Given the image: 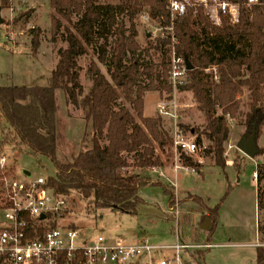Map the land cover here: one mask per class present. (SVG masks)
Returning <instances> with one entry per match:
<instances>
[{"label":"trees","instance_id":"16d2710c","mask_svg":"<svg viewBox=\"0 0 264 264\" xmlns=\"http://www.w3.org/2000/svg\"><path fill=\"white\" fill-rule=\"evenodd\" d=\"M168 1L48 0L51 39L61 31L65 43L58 49L54 68L42 85H0V145L16 144L26 155L48 159L54 171L45 177L46 186L62 197L76 193L87 210L111 208L137 215L145 204L139 189L160 183H151L139 171L161 163L157 151L171 137L159 114L143 115V96L148 91L171 92L172 53L187 58L192 66L178 90L190 92L203 115L204 124L194 130V140L213 165L225 167L230 120L243 126L247 138H257L264 126V3L226 0L237 4L238 19L232 23L221 16L214 24L198 3L172 16ZM7 5L8 0H0L1 9ZM22 15L26 18L29 12L16 20ZM143 16L165 29L164 36L154 40L145 35V46L137 40ZM39 37L40 30L32 28L33 52ZM91 52L95 57L86 68L90 87L84 92L78 59ZM212 67L215 72L207 70ZM56 90L81 110L92 129L89 145L66 160L57 154ZM125 154L132 155L131 164ZM257 154L264 156V148ZM182 165L200 168L188 160ZM255 174L256 205L263 211L264 160L256 164ZM161 186L172 206V188ZM202 208L215 224L219 204ZM257 229L264 235V226L258 224ZM193 252H200L192 254L199 263L204 251ZM255 264H264L263 247H256Z\"/></svg>","mask_w":264,"mask_h":264},{"label":"rangeland","instance_id":"374dc122","mask_svg":"<svg viewBox=\"0 0 264 264\" xmlns=\"http://www.w3.org/2000/svg\"><path fill=\"white\" fill-rule=\"evenodd\" d=\"M100 1L116 3L118 0ZM182 1L186 6H189L196 3L197 0ZM28 12V17L24 18L22 15L23 17L16 20L18 15ZM50 13L48 0H8V5L1 9L3 23L0 25V85L32 86L45 83V78L56 64L58 49L65 47L61 31L54 39H51ZM32 28L40 30V43L35 52L31 47ZM137 32L138 42L145 46V35H150L154 40L157 36L163 37L165 29L158 27L155 22L143 16L139 18ZM94 57L95 55L91 52L78 59L79 81L84 92L90 87L86 68ZM99 67L102 72H105L104 65H99ZM162 98H167L174 104L175 118L160 115L169 136L171 137V131L176 125L177 128L194 139L193 132L196 128L203 126L204 118L195 107L191 93L178 89L173 90L172 87L170 93L148 91L143 96L145 114L156 115V103ZM55 99L58 107L57 154L61 160H66L75 155L79 149L89 145L92 129L90 122L86 123L83 119L81 110L65 102L60 90L55 91ZM233 125L234 122L229 124L230 135L225 144L223 157L225 161L231 160L232 163L241 164L240 169L237 171L233 165H228L223 171L212 165L211 160L205 157L204 161L199 164L200 168L203 167L200 174L180 168L175 194L173 191L174 203L169 206L172 210L169 209L168 213L172 218H179V221H182V211L179 207L182 202L194 201L190 203V207L196 209L206 206L205 203L209 207L219 204L218 218L216 226L211 231V236L208 237L207 233L199 230L198 237L201 242L210 238L212 243L228 244V246L207 251L199 263L193 261L189 252L183 250L179 253V264H252L251 251L236 247L235 244L257 242V226L258 224L264 226V210L259 211L256 205L257 181L254 179L256 159H262V156L257 154V149L264 148L261 146V144L264 145V128L259 139L254 138L255 152L249 157L238 149V141L242 133L245 132L244 128L234 127L233 129ZM169 145H171L172 151L169 150L171 157L168 159V163L174 162L175 158L179 165L187 160L191 164L196 162L194 157H188L180 149L174 148L172 140ZM0 152L7 157L4 170L0 169V179L2 172H5L6 175H13L19 180H26L27 176L23 171H28L31 178H45L54 171L48 159L26 155L20 151L16 144L0 145ZM125 156L131 164L132 155L125 154ZM195 170L197 171L196 168ZM165 180L164 176H159L154 182L160 183L148 184L140 188V197L145 202L147 213L139 215H131L111 208L87 210L78 195L71 194L65 197L67 206L65 214H63V223L74 225L78 229L80 239L85 241H90L97 235L122 236L129 239L139 235L145 237L152 244L167 246L174 244L178 235L184 240L195 239V232L198 229L196 223L198 213L191 211L194 213L193 217L186 225H178L173 219L164 220L157 217L158 214H154L157 211L166 212L168 209V199L161 186L163 183L167 185ZM171 184L173 186V183ZM167 186L169 189L172 188L171 185ZM183 196L185 197L179 199ZM195 201H199L200 204ZM2 219L0 211V225ZM259 238H262L261 243H264V235L259 233ZM199 253L192 252L194 255H199ZM165 255L171 256L170 252Z\"/></svg>","mask_w":264,"mask_h":264},{"label":"built area","instance_id":"2783aa9c","mask_svg":"<svg viewBox=\"0 0 264 264\" xmlns=\"http://www.w3.org/2000/svg\"><path fill=\"white\" fill-rule=\"evenodd\" d=\"M259 0H246L254 4ZM264 3V0H260ZM171 15H181L186 5L182 0H169ZM214 24L221 16L233 23L238 19V6L226 0H197ZM215 72V67L208 68ZM169 82L173 90L185 82L184 58L172 53ZM214 79L217 80L216 75ZM174 104L167 98L159 99L156 111L161 116L175 118ZM233 121L230 120L229 124ZM174 148L186 156L194 157L198 164L204 161L202 148L174 125L171 131ZM7 157L0 152V169L4 170ZM180 160V159H179ZM173 168H181L177 163ZM195 172L194 167H184ZM256 177V174L254 173ZM19 180L2 172L0 179V264H179V253L189 248H207L209 244H185L176 240L172 245L161 246L144 238L127 240L121 236L97 235L90 241L80 239L75 226L63 223L67 206L65 197L46 186L45 178ZM44 217L41 218L40 215ZM264 247V243H256ZM170 252V257L165 254Z\"/></svg>","mask_w":264,"mask_h":264},{"label":"crops","instance_id":"0c3cea01","mask_svg":"<svg viewBox=\"0 0 264 264\" xmlns=\"http://www.w3.org/2000/svg\"><path fill=\"white\" fill-rule=\"evenodd\" d=\"M245 97V95L243 94V98ZM143 115L144 116H150V115H146L145 114V110H144V102H143ZM234 127L235 128H240L241 127V129L243 128V126H241L240 124H236L235 123V121H234V125H233V129H234ZM263 128H264V126L262 127V129H261V131H260V133H259V135H258V139H259V136L261 135V133L263 132ZM233 129L231 128V131L233 132ZM245 131V130H244ZM229 135H230V133H229ZM245 135V132L244 133H242V135L240 136V138H239V141H238V144L240 143V141H241V139L243 138V136ZM228 139H229V137H228ZM228 141V140H227ZM170 143H168V144H166V145H164L161 149H159L158 151H157V154L159 155V157H160V159H161V163L156 167V168H152V169H154V170H152V169H150V170H148V169H142V170H140L139 171V175H141V176H143V177H146V178H149L150 179V182L151 183H153L156 179H158L159 178V176H164L165 178H166V180H165V182L167 183V185H171L172 186V184L171 183H173V186H172V190L174 191V194H175V187H176V180H177V175H178V170L180 169V168H177V169H174L173 168V164L176 162V158L174 159V162H172V163H168L167 161H168V159L171 157V155H169V150H171L172 149V147H171V145H169ZM259 144H261V142L259 141ZM261 146H264V145H262L261 144ZM239 149V148H238ZM240 150V149H239ZM172 151V150H171ZM241 151V150H240ZM242 152V151H241ZM243 153V152H242ZM171 154H172V152H171ZM244 154V153H243ZM244 155H246V154H244ZM247 156V155H246ZM250 157V156H249ZM264 160V156H262V159L261 160H257L256 159V164L257 163H260V162H262ZM213 165V164H212ZM228 165H233L234 166V164L232 163V161L230 160V161H228V160H226L225 161V167L226 166H228ZM240 166H241V164H240ZM224 167V168H225ZM235 167V166H234ZM181 168H183V165H182V167ZM203 167H201V168H199L197 171H195L196 173H198V174H200V173H202V171H201V169H202ZM236 168V167H235ZM184 170H186L185 168H183ZM240 169V168H239ZM239 169H237V171L239 170ZM186 171H189V170H186ZM223 171H224V169H223ZM255 173V172H254ZM156 178V179H155ZM254 179H256V178H254ZM163 184H165V183H163ZM170 186V187H171ZM140 189H139V191H138V195L140 196ZM256 192H257V188H256V191H255V196H256ZM188 195H190V194H188ZM176 196V195H175ZM185 196H187V195H185ZM185 196H183V197H181V198H179V199H182V198H184ZM203 201V200H202ZM194 201H192V202H189V201H185V202H182V204L181 205H179V207H180V211H182V221L180 220L179 221V218H172V216H169L168 215V213H169V209L170 210H172L171 208H169V206H168V203H167V207H168V209H167V211L166 212H159V211H157V212H154V214L155 215H157V217H159V218H161V219H164V220H170V219H173V220H175L176 222H177V224L179 225V224H184V225H186L188 222H189V220L191 219V217H193V214L194 213H192L191 211H193V212H196V213H198V220L196 221V223H197V231L195 232V234H196V237H195V239H190V240H184V239H181L180 237H179V235H178V237H177V239L176 240H179L180 242H182V243H185V244H209L210 246L209 247H207V248H189V249H186L184 252H189V256H190V258L192 259V252L193 251H195V250H199V249H204L203 251H204V254L205 253H207V251H209V250H211V249H216V248H223V247H226V246H228V244H219V243H212V241L210 240V238H208V239H205V241L204 242H201V241H199V237H198V235L200 234L199 233V230H201V231H203V232H205V233H207L208 234V237H210L211 236V231L214 229V227L216 226V223L214 224L213 222H212V220L210 219V217L207 215V212L205 211V209L204 208H202L201 207V209H196L195 207L193 208L192 206L190 207V203H193ZM204 202V201H203ZM185 203V204H184ZM205 203V202H204ZM192 205V204H191ZM205 205L207 206V204L205 203ZM146 206H145V204L143 205V206H141V208H140V210H139V213L137 214V215H139V214H144V213H147V211H146V208H145ZM209 207V206H208ZM155 211V210H154ZM256 232H257V237H258V243H260L261 242V240H260V238H259V231H258V229L256 230ZM110 237V236H109ZM111 237H113V236H111ZM122 237V236H121ZM123 238H125V237H123ZM136 238H144V239H146L145 237H143V236H135V237H133V238H125V239H127V240H134V239H136ZM147 240V239H146ZM257 242H255V241H252V242H249V243H240V245H237V244H235V246L236 247H240V248H242V249H247V250H249V251H251V255L253 256V259H252V264H255V251H256V243ZM151 243V242H150ZM249 248H252V249H249ZM206 255V254H205ZM193 260V259H192ZM194 261V260H193Z\"/></svg>","mask_w":264,"mask_h":264},{"label":"water","instance_id":"95a60500","mask_svg":"<svg viewBox=\"0 0 264 264\" xmlns=\"http://www.w3.org/2000/svg\"><path fill=\"white\" fill-rule=\"evenodd\" d=\"M3 23V18L1 16V7H0V25ZM184 64H185V68L190 69L192 66L189 63V61L187 60V58L184 57ZM238 148L247 156H251L254 152H255V146H254V137L251 136L249 138L246 137V135L243 136V138L241 139L240 143L238 144ZM23 173L26 176H29L30 173L28 171H23ZM41 218L44 217L43 214L40 215Z\"/></svg>","mask_w":264,"mask_h":264}]
</instances>
